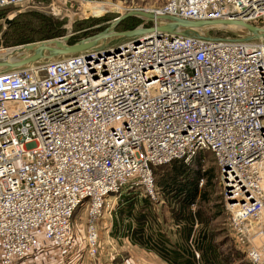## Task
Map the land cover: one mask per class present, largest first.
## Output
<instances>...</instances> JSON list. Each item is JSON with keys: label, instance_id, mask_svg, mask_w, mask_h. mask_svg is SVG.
Masks as SVG:
<instances>
[{"label": "built area", "instance_id": "built-area-1", "mask_svg": "<svg viewBox=\"0 0 264 264\" xmlns=\"http://www.w3.org/2000/svg\"><path fill=\"white\" fill-rule=\"evenodd\" d=\"M154 12L263 26L264 0H166ZM223 38L153 31L105 56L0 73V264L70 245L80 206L85 253L100 264L106 197L130 183L155 200L153 168L200 151L219 168L235 245L264 264V41Z\"/></svg>", "mask_w": 264, "mask_h": 264}, {"label": "rangeland", "instance_id": "rangeland-1", "mask_svg": "<svg viewBox=\"0 0 264 264\" xmlns=\"http://www.w3.org/2000/svg\"><path fill=\"white\" fill-rule=\"evenodd\" d=\"M165 1L24 0L16 6L2 7L0 8V54L10 51L17 45L56 38L63 35H70L69 42L72 43L80 38L103 30L114 17L124 14L128 9H158ZM120 5L122 8L118 7ZM150 23L139 17H128L119 22L115 30L122 31L139 26L148 27ZM260 25H264V20L260 21ZM230 30L236 31L237 33L242 32L241 28L216 27L209 29V33L213 36L224 37L229 35ZM125 40L127 39L120 40V42ZM202 157L203 168H211L213 170V178L208 182L206 190L211 200L210 204L213 207L211 212H214L216 216L210 222V227L215 234V242H218L219 248L224 250V252L232 250L235 253L237 257H235V261L232 264H244L246 261L245 253L234 243L229 225V214L224 206L219 168L210 151H204ZM168 164L157 166L154 171L162 172V168ZM203 183H206V179L203 180ZM130 190L136 191L139 196L145 195L141 187L130 183L122 187L121 194H126ZM118 197L116 194H111L106 197L102 218L98 220V232L101 245L106 240V223H108L111 210ZM149 199L154 202V209L157 219L159 218L160 220V226L168 231L172 239H175V236L172 235L175 227L170 221V207L168 202L163 200L160 194H158L155 200L150 197ZM195 208L196 205L194 204V207L190 210L194 211ZM71 221L74 247L81 248L84 251L86 249L87 219L82 206L76 209ZM103 244L105 248L108 246L105 241ZM122 262L123 260L120 264H123Z\"/></svg>", "mask_w": 264, "mask_h": 264}, {"label": "trees", "instance_id": "trees-1", "mask_svg": "<svg viewBox=\"0 0 264 264\" xmlns=\"http://www.w3.org/2000/svg\"><path fill=\"white\" fill-rule=\"evenodd\" d=\"M203 152L188 161L172 160L162 172H155L153 168L155 186L168 202L170 216L176 225L175 239L160 226L154 202L148 195L139 196L134 190L126 194L120 192L111 210L110 235L126 237L131 243L153 251L168 264H232L237 256L232 250L224 252L219 248L210 227L216 216L211 212L213 207L206 189L213 178V170L203 168ZM201 181L204 185H200ZM192 204L196 205L194 211L190 210ZM244 264H250L247 258Z\"/></svg>", "mask_w": 264, "mask_h": 264}, {"label": "water", "instance_id": "water-1", "mask_svg": "<svg viewBox=\"0 0 264 264\" xmlns=\"http://www.w3.org/2000/svg\"><path fill=\"white\" fill-rule=\"evenodd\" d=\"M128 17H139L151 22L148 27H135L129 30L116 31L119 22ZM220 25H234L242 32L229 31L237 39H261L264 41V25L258 26L243 20H192L177 16L155 13L148 9H128L124 14L114 17L103 30L69 43L70 35L27 42L0 54V73L25 69L35 64L55 61L73 54H84L87 58L105 56L119 51L120 40H138L140 34L156 31L168 32L182 36H193L205 40H222L223 37L213 36L209 29Z\"/></svg>", "mask_w": 264, "mask_h": 264}, {"label": "crops", "instance_id": "crops-1", "mask_svg": "<svg viewBox=\"0 0 264 264\" xmlns=\"http://www.w3.org/2000/svg\"><path fill=\"white\" fill-rule=\"evenodd\" d=\"M170 221L173 220L170 216ZM158 222L160 220L158 218ZM112 226V213L106 223L105 248L103 242L97 262L100 264H168L153 251L146 250L129 241L128 238H115L110 235ZM173 226L176 228V225ZM174 228V229H175ZM164 229V228H163ZM174 229L172 235H174ZM166 231V229H164ZM168 233V231H166ZM170 235V234H169ZM18 264H95V260L89 258L85 250L75 248L73 242L65 247L49 246L29 255Z\"/></svg>", "mask_w": 264, "mask_h": 264}, {"label": "bare ground", "instance_id": "bare-ground-1", "mask_svg": "<svg viewBox=\"0 0 264 264\" xmlns=\"http://www.w3.org/2000/svg\"><path fill=\"white\" fill-rule=\"evenodd\" d=\"M118 7L122 8L121 5ZM154 10H156V9H152V11H154ZM219 27H221V28H232V29L238 28V27H235L234 25H220ZM0 71H2V69H0Z\"/></svg>", "mask_w": 264, "mask_h": 264}]
</instances>
